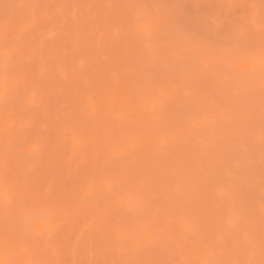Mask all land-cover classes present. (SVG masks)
I'll use <instances>...</instances> for the list:
<instances>
[{
    "label": "rangeland",
    "instance_id": "1",
    "mask_svg": "<svg viewBox=\"0 0 264 264\" xmlns=\"http://www.w3.org/2000/svg\"><path fill=\"white\" fill-rule=\"evenodd\" d=\"M0 264H264V0H0Z\"/></svg>",
    "mask_w": 264,
    "mask_h": 264
},
{
    "label": "bare ground",
    "instance_id": "2",
    "mask_svg": "<svg viewBox=\"0 0 264 264\" xmlns=\"http://www.w3.org/2000/svg\"><path fill=\"white\" fill-rule=\"evenodd\" d=\"M137 10H138V9H137ZM18 36H20V35H18ZM18 36H16V37H18ZM16 39H17V38H16ZM17 40H18V39H17ZM33 43H34V42H33ZM36 44H37V43H36ZM36 44H35V45H36ZM42 45H43V44H42ZM41 47H42V46H41ZM31 50H32V49H31ZM33 50H34V49H33ZM37 53H38V51H37ZM33 55H34V52H33ZM39 55L41 56V53H40ZM44 55H45V54H43L42 56L45 57ZM30 57L33 59L34 56L32 57L31 54H30ZM36 57H38V56H36ZM38 60H39V58H38ZM35 61H36V59H35ZM40 61H41L40 64H42V60H40ZM45 65H46V64H45ZM52 66H53V65H52ZM39 68H42V66L39 65ZM39 68H38V72L42 74V75H40V74L38 73V74L40 75V80H41V78H42V76H43V71L41 70V72H40V69H39ZM49 68H50V67H49ZM58 68H59V67H58ZM57 70H58V69H57ZM59 70H60V68H59ZM61 71H62V70H60V73H61ZM35 72H36V71H35ZM35 72H34V73H35ZM45 72H46V70L44 71V74H45ZM33 79H34V78H33ZM37 79L39 80L38 75H37ZM40 84H41V82H40ZM46 92H47V91H46ZM62 97H63V96H62ZM45 98H46V97H45ZM63 98H64V97H63ZM61 100H62V99H61ZM65 103H66V102H65Z\"/></svg>",
    "mask_w": 264,
    "mask_h": 264
}]
</instances>
